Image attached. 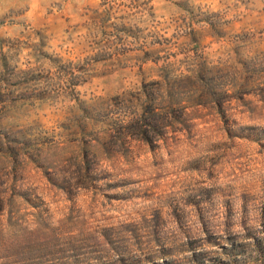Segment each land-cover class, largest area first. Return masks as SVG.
Instances as JSON below:
<instances>
[{
	"label": "rangeland",
	"instance_id": "obj_1",
	"mask_svg": "<svg viewBox=\"0 0 264 264\" xmlns=\"http://www.w3.org/2000/svg\"><path fill=\"white\" fill-rule=\"evenodd\" d=\"M107 237L264 264V0H0V264Z\"/></svg>",
	"mask_w": 264,
	"mask_h": 264
},
{
	"label": "trees",
	"instance_id": "obj_2",
	"mask_svg": "<svg viewBox=\"0 0 264 264\" xmlns=\"http://www.w3.org/2000/svg\"><path fill=\"white\" fill-rule=\"evenodd\" d=\"M107 242H108V244H109V246H110V248H111V250L114 252V256L112 257V260L111 261H115V262H117V263H128V262H130L129 260H128V258L129 257H131V251L128 249L129 248V246H121V245H116L115 243H114V241L110 238V237H107ZM137 243V242H136ZM135 243V244H136ZM134 244V243H133ZM131 247H133V246H131ZM130 247V248H131ZM138 247V246H137ZM137 249V248H136ZM135 249V250H136ZM110 261V262H111ZM98 262V260L96 261V263H94V264H111L110 262L108 263V262H105V261H102V260H99V262Z\"/></svg>",
	"mask_w": 264,
	"mask_h": 264
}]
</instances>
